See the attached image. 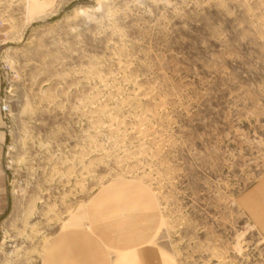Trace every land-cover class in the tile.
I'll return each instance as SVG.
<instances>
[{
  "label": "rangeland",
  "instance_id": "374dc122",
  "mask_svg": "<svg viewBox=\"0 0 264 264\" xmlns=\"http://www.w3.org/2000/svg\"><path fill=\"white\" fill-rule=\"evenodd\" d=\"M120 181L173 264H264V0H0V264Z\"/></svg>",
  "mask_w": 264,
  "mask_h": 264
},
{
  "label": "crops",
  "instance_id": "0c3cea01",
  "mask_svg": "<svg viewBox=\"0 0 264 264\" xmlns=\"http://www.w3.org/2000/svg\"><path fill=\"white\" fill-rule=\"evenodd\" d=\"M126 184L134 185L136 192H146L144 197L147 199H142V203L136 198L128 201L136 212L124 210L125 202L118 190ZM153 201L150 193L139 184L126 181L110 184L90 204L88 230L74 228L59 233L47 245L42 264H173L169 255L150 245L154 238L153 229L143 230L134 221V217L151 212L159 225ZM140 206L142 209L138 211ZM95 253L100 256H94Z\"/></svg>",
  "mask_w": 264,
  "mask_h": 264
},
{
  "label": "bare ground",
  "instance_id": "6f19581e",
  "mask_svg": "<svg viewBox=\"0 0 264 264\" xmlns=\"http://www.w3.org/2000/svg\"><path fill=\"white\" fill-rule=\"evenodd\" d=\"M137 218H138V217H136V219H137ZM141 218H142V217H141ZM113 219H114V218H113ZM136 219H134V220L136 221ZM138 219H139V218H138ZM138 219H137V221H139ZM142 220L145 221L144 218H143ZM147 220H148V219H146V221H147ZM149 222H150V220H148V222H146V225H147V226H145V223H144V227H145V228L149 227V226H148V224L150 225ZM140 223L143 225L142 222H140ZM152 224H153V223H151V225H152ZM94 226H95V225H94ZM139 226H141V225L139 224ZM153 226H154V225H153ZM97 227H98V226H96V229H97ZM93 228H94V227H93ZM100 228H101V227H100ZM110 229H111V228H110ZM114 229H115V228H114ZM107 230H108V229H107ZM100 231H101V230H100ZM100 231H99V232H100ZM103 231H104V229H103ZM96 233H97V232H96ZM102 233H103V232H102ZM103 234H104V233H103ZM105 234H106V232H105ZM107 235H108V234H107ZM103 236H104V235H103ZM104 237H105V236H104ZM108 241H109V240H108ZM109 243H110V242H109ZM110 246H111V245H110ZM111 247H112V246H111ZM95 254H96V255H94V256H97V257L100 256V254H98V253H95Z\"/></svg>",
  "mask_w": 264,
  "mask_h": 264
}]
</instances>
